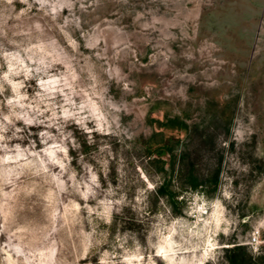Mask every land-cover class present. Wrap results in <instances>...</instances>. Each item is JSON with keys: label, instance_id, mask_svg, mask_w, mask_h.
Returning a JSON list of instances; mask_svg holds the SVG:
<instances>
[{"label": "rangeland", "instance_id": "obj_1", "mask_svg": "<svg viewBox=\"0 0 264 264\" xmlns=\"http://www.w3.org/2000/svg\"><path fill=\"white\" fill-rule=\"evenodd\" d=\"M237 243L264 258V0H0V264Z\"/></svg>", "mask_w": 264, "mask_h": 264}, {"label": "trees", "instance_id": "obj_2", "mask_svg": "<svg viewBox=\"0 0 264 264\" xmlns=\"http://www.w3.org/2000/svg\"><path fill=\"white\" fill-rule=\"evenodd\" d=\"M167 121L171 123V121H176V118L174 120L168 119ZM179 123L181 128L186 127L184 122ZM167 125L170 126L172 124L167 123ZM167 151V149L163 148L149 151L156 155L154 159L162 164L160 168L162 172V183L153 190V193L155 195L165 196L173 213L177 215L181 214V209L179 208L180 201L177 200V195L172 192L171 189L174 180V169L172 165V156L169 155ZM165 155H167V157ZM196 185V182H190L191 187H195ZM225 256L227 264H264V258L261 261L253 259L252 256L246 252L245 245L243 244L237 243L233 246L226 247Z\"/></svg>", "mask_w": 264, "mask_h": 264}, {"label": "water", "instance_id": "obj_3", "mask_svg": "<svg viewBox=\"0 0 264 264\" xmlns=\"http://www.w3.org/2000/svg\"><path fill=\"white\" fill-rule=\"evenodd\" d=\"M156 157V155H153V157L151 159H154Z\"/></svg>", "mask_w": 264, "mask_h": 264}, {"label": "built area", "instance_id": "obj_4", "mask_svg": "<svg viewBox=\"0 0 264 264\" xmlns=\"http://www.w3.org/2000/svg\"><path fill=\"white\" fill-rule=\"evenodd\" d=\"M253 240H256V238H253Z\"/></svg>", "mask_w": 264, "mask_h": 264}]
</instances>
